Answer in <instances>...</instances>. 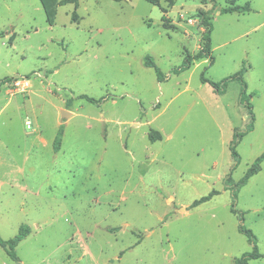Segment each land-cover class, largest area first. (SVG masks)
I'll return each mask as SVG.
<instances>
[{
    "label": "rangeland",
    "instance_id": "obj_1",
    "mask_svg": "<svg viewBox=\"0 0 264 264\" xmlns=\"http://www.w3.org/2000/svg\"><path fill=\"white\" fill-rule=\"evenodd\" d=\"M235 4L251 10L79 0L59 5L51 26L40 0H0V80L15 78L0 83V236L29 227L16 248L24 264H238L253 250L242 223L262 254L248 264H264V161L235 205L225 182L234 129L250 122L241 84L219 94L202 81L245 68L255 122L237 146L236 183L264 152V0ZM200 12L214 60L176 72L203 46ZM21 78L29 86L12 84ZM0 264H17L1 245Z\"/></svg>",
    "mask_w": 264,
    "mask_h": 264
},
{
    "label": "trees",
    "instance_id": "obj_2",
    "mask_svg": "<svg viewBox=\"0 0 264 264\" xmlns=\"http://www.w3.org/2000/svg\"><path fill=\"white\" fill-rule=\"evenodd\" d=\"M42 3V6L44 8V11L46 13L47 16V21L48 23L52 26L55 24L56 21V16H57V8L59 5H64V4H74L75 6H78L79 4V0H40ZM152 4L158 5L161 7V9L163 10L164 13H167V8L163 7L160 5V0H146ZM231 1V5L227 6L226 8H224L222 10V12L224 13H232V12H248L251 10V7L247 4L244 6L241 5H236L235 1L236 0H230ZM168 5L169 6H173L175 4V0H167ZM203 18V23L204 26L207 27V30L205 31L204 35H203V46L200 48V50L197 53L191 54V53H187L186 57H185V61L183 63V65L176 70V72L185 70V69H189L193 63L195 61H198L200 59H209L211 62L214 60L212 52H213V48H212V38H211V33H212V23L210 22L209 18L207 17L205 12H200ZM76 12H74V14L72 15V21H76ZM162 20L164 21V25L167 27L168 23H170L171 21L169 20V18H167L166 15H163ZM3 34H0V36H2ZM145 65L147 67H153L156 69V72L158 74V79L159 81H162L163 75L161 73V70L156 66L155 61L153 60V58L151 56H146L145 57ZM244 69H242L241 71L235 73L234 75L224 78L219 82L213 81L208 79L207 77H205V75L202 76V81L205 83H210L214 89L215 92L222 94L226 92V89L228 87V83L232 80H237L240 82L241 84V91H240V95H239V103L242 105H245L248 108V112L250 115V122L247 123V125L245 126V128L241 129V128H235L234 129V134H233V139L231 141L230 144V148H231V152H232V156L234 159V164L231 168V172L230 174L227 176V178L225 179L226 182V186L228 188H231L232 192H233V196H234V205H235V199L237 197V192L240 188H242L244 185L247 184V182L249 181V179L259 173L261 171V164L264 161V152L258 156L255 161L252 163V165L250 166V168L248 169V171L246 172V174L243 176V178H241L238 182L233 183L232 180V173L233 171L236 169L237 165L240 162V155L237 151V146L239 145L241 139L248 134L250 131L253 130L254 128V122H255V114L253 112V106L249 100V97L252 96V94L248 93V85L244 80ZM14 77H10L7 76L5 78H3L2 80H0V83H7L9 81L14 80ZM81 97L91 101V102H96V99L89 97L87 95H82ZM62 136H63V128L60 127L58 134L54 140V149L56 151L59 150V147L61 145L62 142ZM149 138L152 141H156V140H160L163 138V135L161 132L157 131V130H152L149 133ZM215 194H218V192L216 190L212 191L210 194H208L207 196H204L196 201H194L193 206H197L200 203L209 200L210 198H212ZM234 212H238L237 209L233 208L232 209ZM239 230L244 233L247 237L248 240L250 242V244L253 247V250L250 252H247L245 254H243L240 258L236 259V262L238 264H248V262L253 259V258H259L262 256V254L259 252L258 246H257V241H256V236L254 235V233L252 232V230H250L249 228H247L243 223L240 224L239 226ZM30 234V229L28 226L26 225H22L20 227L19 233L10 238V239H3L0 236V245L6 250L8 256L14 260L17 264H24L22 262V260L19 258L17 252H16V248L18 246V244L24 240L28 235Z\"/></svg>",
    "mask_w": 264,
    "mask_h": 264
},
{
    "label": "built area",
    "instance_id": "obj_3",
    "mask_svg": "<svg viewBox=\"0 0 264 264\" xmlns=\"http://www.w3.org/2000/svg\"><path fill=\"white\" fill-rule=\"evenodd\" d=\"M30 81L27 78H21V79H17L15 81L12 82L13 85L15 86H20L22 85L23 87L29 86ZM28 126H30V122L27 123Z\"/></svg>",
    "mask_w": 264,
    "mask_h": 264
},
{
    "label": "water",
    "instance_id": "obj_4",
    "mask_svg": "<svg viewBox=\"0 0 264 264\" xmlns=\"http://www.w3.org/2000/svg\"><path fill=\"white\" fill-rule=\"evenodd\" d=\"M69 114H70V112H68L67 110H62V115H63V117H68L69 116Z\"/></svg>",
    "mask_w": 264,
    "mask_h": 264
}]
</instances>
